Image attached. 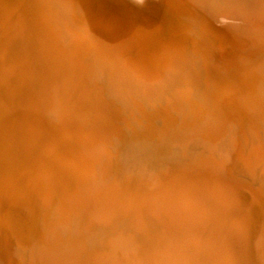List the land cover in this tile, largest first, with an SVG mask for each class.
Here are the masks:
<instances>
[{
  "label": "rangeland",
  "instance_id": "rangeland-1",
  "mask_svg": "<svg viewBox=\"0 0 264 264\" xmlns=\"http://www.w3.org/2000/svg\"><path fill=\"white\" fill-rule=\"evenodd\" d=\"M29 1H32L30 3L33 6L37 4V7L42 4L44 5L46 4L45 6L48 5L46 8L49 9L50 14H51V19L49 20V23L50 22L52 23V27L57 33V40H56L57 43L54 41H52V43L57 44V45H62L60 47H65L67 40H65L66 38H64V35L73 29H75L76 32H78L83 37L81 40L82 42H80L81 51L79 50V54H81L79 56H82V57L81 59L79 57V59H80L81 66H83V64L84 66L82 67L83 72L82 71L80 72V76L83 78L82 82H83L84 87L82 88L83 89L86 88L85 90H89V91H86L87 94H85V96H82L83 98L82 97L79 98L77 96H74V97L70 96V98H68L67 96H65V94L63 95L62 89L60 90V88L62 87L58 85V80H59L58 75L56 74L53 75L54 68L52 64H54L56 60L55 55H54L55 53L51 54L48 50L46 52V49L44 50L41 44L36 43L35 40H30L27 37L12 38L13 40L8 39L7 45L9 46L10 49L15 50V51L17 49L18 50L23 49L24 53H26L27 51H32L34 53L33 54L34 57H30V61H29V63L31 62L32 67L34 66L33 67L34 73L32 75L31 74L27 75L26 78L24 77L25 80H30V81H25L23 79V81L22 82L20 81L21 82L20 83L19 81L13 80V84L11 86V93L13 96L11 106L13 105L12 106L13 108L10 107L7 110L4 109V111L5 110L6 111L1 112L3 119L4 118L5 119L3 120L4 126L1 127L3 129L0 130V154H1L0 173L2 172L0 174V192H2L0 193V197H1L0 198V202H1L0 203V214L3 215V214L10 213L9 214L10 219L8 220V222L1 223L0 225V255H1L0 264H20V263L28 264L30 260V256L32 254L30 253L32 252V249L30 250V248H34V246L37 245V242L39 241V239H41L42 236L40 234L41 226L39 223H37V221H36L37 223L36 228L38 230L36 228L34 230L27 229L26 226L28 225H25L24 223V218L26 214L28 212H34L33 214L36 215L38 213L37 212L38 208L42 207V199H53L52 202H55V199H69L72 205L74 203L72 201L73 199H85V198L87 199V197H84L85 192L80 193L78 191L77 187L80 185L88 193H93L95 190L97 191V189H99L98 190L99 192L104 189L106 190L110 189L112 192L117 194L119 199L122 200V204L121 203L117 204L113 208V210H111L114 213L113 212L111 213L112 215L110 218L108 217L106 219H99V220L97 219L93 221L95 224L93 222L88 224L87 223L88 221H86L85 224L80 226L81 229L79 233H71V231H68L67 234L63 232L62 233L59 232L55 234L50 233L49 235H45L46 240H49L51 244L52 242L56 240V242L58 241L60 245L64 247L63 249L76 250L77 256H76L75 262L80 261L81 263L87 262V263H92V264H127V263L128 264H155L157 262L156 264H169L168 262H170V260L169 258H167L168 256L167 257L165 256L166 253L168 252L167 250L181 248L185 246L186 248L183 247V249L185 248L186 250L189 251L187 260H189V262L194 261L195 264H207V263L208 264H211V263L218 264L219 262L221 263L222 260H224V263L228 261L227 263H230V264L231 262L232 264H240V263L241 264H244V263L253 264L254 263L253 259H255L253 258L255 257L254 255V245L255 244L254 243L257 238L258 231L260 230V228L264 227V221H262L264 220V187H263L264 183L262 182L264 181L263 180L264 177H262L264 176V167H263L264 166L263 164L264 163V143H263L264 142V121H263L264 120V107H263L264 105V68H263L264 67L263 66L264 65V41L258 40L257 38L251 35L244 34L242 32L233 30L229 28L228 26L213 24L205 16L204 12L202 11L200 7L192 5L191 3L188 2V0H145L143 1L144 11L143 10L139 11L135 6L123 0H80V1L79 0L77 1L67 0L68 1L67 4L64 3V2H67L65 0H46V1L45 0H29ZM78 1L81 3H79ZM147 1L149 5L147 4ZM106 4L107 6H105ZM107 7L109 10L107 9ZM84 9L86 10L84 11ZM114 10L117 11V13ZM111 12L113 13V15ZM114 15L115 17H113ZM116 16L119 18H116ZM121 17H123V21L125 20L124 22L122 21ZM128 24L129 26H127ZM133 25H135L136 27ZM131 27H134V29L133 28L131 29ZM126 28L127 29L130 28V30H128L127 32ZM140 31L142 32V34L140 33ZM88 33L89 34L91 33L90 34L91 37L88 36L89 35ZM137 33H139L143 37ZM212 33L213 34L215 33V35H213ZM233 34H235L234 35L235 38L232 36ZM116 37H118V39ZM239 37H241V39ZM144 38L145 40H143ZM246 39H248L249 41L247 40L248 42L247 41L245 42ZM21 42L23 43V46ZM92 43L94 46L92 45ZM27 46L31 50H29ZM87 47L88 48L90 47V49L88 50ZM82 52H83V55H82ZM101 52L103 54H101ZM24 53L22 54L24 55ZM38 53L39 55H36ZM142 54L146 55L144 57H147L148 59L146 58V60H149V63L151 64L150 68L153 69V73H154V78L152 79L151 78L144 79L137 71L133 70V68L129 67L128 65V62H127L128 59L137 60L136 58ZM119 55L120 56L124 55V56L123 57L121 56L122 58H120ZM82 59H84V61H82ZM45 60L46 61L49 60V62L45 63L46 62ZM91 60H92V63H90ZM87 64L91 66L92 68L89 67ZM96 64L97 66H95ZM44 65L46 66L48 65V66L45 67ZM41 68H44V69H41ZM99 68H101V70ZM241 68L244 70V72ZM87 69L88 70L91 69V70L88 71ZM87 72H90V73H87ZM94 76L97 78H95ZM114 76L115 78H113ZM87 77H89L90 79L92 78L91 81ZM185 78L188 82L185 80ZM86 82L90 84L88 85V83ZM131 88H133V90ZM145 89L146 90L148 89L147 90L148 92L145 91ZM143 91L145 92L143 93ZM227 93L229 94L227 95ZM140 94H142V97ZM26 95H28L29 97ZM61 95L62 97L60 98ZM104 96H105V99H103ZM225 96L229 97V98L227 97L228 100ZM27 100L30 104H33V106L28 113L29 115H26V119L28 121L33 120L38 125V128L41 132L39 133V137L43 138V141H44L43 148L46 146L44 148L46 150L43 149L44 151L41 154V156L40 155L32 156L33 154L30 153L29 155L24 156L25 158L24 157L16 158L15 156H13V152L15 148L18 146V144H20V142L18 141V137H17L18 132L14 131L16 135L15 134H14L15 136L13 135V129H14L13 127L19 126V122H22V118H20V116L22 117V115H21L20 110H18V108L20 109V105L23 104ZM53 100L56 102H54ZM192 100H195V102ZM41 102H43V104ZM115 102H117L116 103L117 105L114 104ZM17 105L18 107H16ZM66 105L68 106L70 105V106L68 107ZM109 106L110 107L112 106V107L110 108ZM56 107H57V110H56ZM62 107L64 108V110ZM75 109L78 111V113H76ZM41 110H42V114H41ZM46 112L49 114L51 113V114L49 115ZM11 114H14V115H11ZM82 114H83V117H82ZM11 116H12V119H11ZM57 117L59 119H57ZM45 118H47V120ZM218 119L221 121H225V122H222L219 126V129H217L216 131L211 132V133H208V132L206 133V131L211 127V123L217 121ZM87 124H90L91 126ZM46 125H48V128ZM62 125H65V126L63 127ZM101 125H103V128H100ZM113 126L114 128H112ZM85 127H87L88 129ZM249 127L251 129L253 128L254 130H251ZM100 129H103V131ZM257 131L259 133L262 131L259 134L260 136L258 135ZM9 132H11L12 135ZM49 132H51V134ZM81 134H84L85 136L84 135L81 136ZM99 134L100 135L102 134L100 136L101 138L98 137ZM208 134L209 135L211 134V135L209 136ZM58 135L60 138L58 137ZM91 135L92 137L94 136L95 139H92ZM11 137H12V140H11ZM240 138L242 141L239 140ZM259 138L261 139L260 141H259ZM87 141L89 142L87 143ZM101 141L102 143H104L105 146L101 143ZM97 144L99 145V147ZM79 145L80 146L82 145L81 147L83 148H81ZM58 146L61 148L59 149ZM179 147H182V149ZM257 147L259 149H257ZM9 149L11 151H9ZM48 153H50L51 155L50 154L48 155ZM81 153L83 156L81 155ZM59 157L62 159H60ZM71 158L72 159L74 158V160L76 161L74 162V160H71ZM163 158L166 160H164ZM37 159L39 160V162ZM33 161L36 166L34 165ZM33 165L35 166V168L33 167ZM60 165H63L64 167ZM108 165L110 167H108ZM37 166H39V168H41L42 171ZM93 166H96V167H93ZM248 166L250 167L248 168ZM256 166L259 167L260 169L257 168ZM260 166L263 167V169ZM58 167L64 168V169L68 168L67 173L62 174L61 172V175H60V179L62 182L60 187L65 192H63L62 194H57V193L54 194L52 192L48 193L45 191V189H43L44 187L42 188L41 184L45 185L46 183L45 181H48V176L50 174V171L54 170L52 174L55 177L56 175L58 176V174L60 173L58 171ZM103 167H106V168L104 169ZM47 168H49L50 170L47 171ZM253 168H255L256 172H253L254 171ZM243 169L246 170L245 171L246 174L244 173V171L242 172ZM257 169H259L258 171L260 173L263 171L262 172L263 174L262 173L260 174L259 172H257ZM11 170H12V173H11ZM55 170H56V173L58 174H54ZM68 170L71 172H68ZM92 171L94 172L92 173ZM232 171L233 173L231 174ZM237 171H240L239 172L240 174ZM20 172H24V173L27 172V173L24 174ZM236 172L238 173L237 175H236ZM252 172L254 173V176L252 175L253 174ZM187 174H190V175H187ZM31 176L34 178L33 180ZM235 177L238 180H236ZM240 178H241V181L239 180ZM93 179H94V182H93ZM260 180L261 182H259ZM142 181L144 182L142 183ZM257 182L258 184H256ZM109 183L112 184L113 186L110 185ZM114 183L116 184L114 185ZM174 183L181 184V185L188 184L191 186L192 185L193 186L205 185L209 183L215 186L223 187L229 191L234 192L236 194L235 201H233L234 199H232L233 202L231 201L232 203L230 202L229 206L226 205L224 208L225 210L226 209L228 210V208L230 207V208H233L232 210H234L238 207L237 209H239V211L241 212L245 210L244 213L247 217L245 215L243 216L244 214L243 212H242V217H243V220L244 219L246 220L247 226L249 225L247 229L248 232L246 235L247 240L246 239L244 240L242 237L238 238L240 236L237 237V235L234 234V232H231V229L232 231H235L233 229L234 226L231 223L228 224L227 217H226L227 215H230L231 213L229 214L227 212H222V211L220 212L218 209L219 207H216V203H213L211 201L206 200L207 201L206 203H202V202L194 203L197 206L195 205L196 208L195 207L194 208L196 210L195 209L193 210L197 212L199 211L200 214H198L199 212L197 213L193 210H188L194 216L189 219L191 222L189 221L185 226L179 227V229H178V225L180 224L177 225V223H174L173 220L169 218L168 215L157 214L156 212H154L155 210L151 207V204L153 202L151 203L149 201V199H153V198H150L149 193H152L151 191L156 186H161L165 188L167 187V190H168L169 189L168 187H173L175 185ZM66 184H68V186ZM28 185H31V187ZM63 186H65L66 188H63ZM93 186H96V187H93ZM134 187L135 188L137 187V188L135 189ZM36 188H38V190ZM126 189H128L129 191ZM241 189H243L244 192ZM27 191L31 192V194L28 193ZM69 191H71V193L75 191V193L69 194ZM41 192L43 193L46 192V193L44 195ZM27 193L30 196H32V197H29L31 199L27 198L29 196ZM162 193L164 194V195L162 194L163 198L166 199L167 196L165 194L167 193V191H163ZM36 197L38 198V201ZM132 197H133V200H132ZM193 201L194 199H192V201L191 199H185L184 202H185V205H188L189 203L193 204ZM17 203H20V205ZM126 203L128 204L126 205ZM204 204H206V206ZM241 204H242V207H241ZM53 205L54 203H51V205L48 206L47 208H49V210L52 211L53 208L51 206ZM181 205H184V204L182 203ZM185 205L184 207H186ZM258 205L260 206L258 207ZM20 206L22 207V209L20 208ZM38 206H41V207H38ZM247 206L248 207L250 206L249 209H247L248 208ZM69 207L71 208L73 212H75L76 210H79L77 205H73ZM85 208L86 207H84V209ZM215 208L217 209L215 210ZM126 209L128 212L126 211ZM86 210L88 212L91 211L90 208H86ZM122 210H124V213ZM22 211H24V213ZM250 211L251 212L253 211L252 212L253 214H251ZM247 212H249L250 214ZM213 214L216 215V218L214 219L209 218L210 215H213ZM21 215L23 216V218L21 217ZM120 215L122 218L120 217ZM194 217H197V218H194ZM253 217L256 219H253ZM120 218L122 220H120ZM231 218L229 217V219ZM258 219L260 222L258 221ZM205 220L207 222H205ZM70 221L72 222V220ZM70 221L67 220L68 222L66 223L67 226L71 225ZM168 221L171 223H168ZM137 222H140V223H137ZM128 224H130V227L128 226ZM203 225H204V228H203ZM169 226H171V228ZM226 226H228V228H225ZM173 228L175 231H172V232L169 231V230H173ZM7 229L10 234L7 233ZM176 230L179 231V233ZM20 231L23 233H21ZM227 231L231 233L227 234ZM251 231H252V234H251ZM33 232H36V233H33ZM123 233L124 234L127 233V234L124 235ZM186 234L190 235V237L187 236ZM34 235L40 236V238H38L37 236L35 237ZM220 237L222 238V241ZM10 238H12L13 241ZM33 239L35 242L33 241ZM175 241L177 244L175 243ZM218 241L220 244L218 243ZM226 243H229L230 247L233 249L232 251L233 253L230 251V254L232 253L230 257L229 255L226 254V252H224L225 250L227 251V249H225L227 248ZM10 245L11 247L12 246L13 247L11 248ZM113 245L116 248L113 247ZM24 246L25 248H23ZM204 247H205V250H203ZM10 248L11 250H9ZM140 248L143 250H141ZM22 249H24L25 255ZM143 251L145 252L143 253ZM248 251L250 252L249 255H248ZM105 252L107 253V255ZM131 252H133L134 254ZM135 253L137 255H135ZM151 254H153V256ZM224 254L226 255L224 256ZM16 256H18L17 257L18 259L16 258ZM131 256H133V259ZM220 256H221V259H219ZM15 258L17 259V261ZM137 259L139 260L137 261ZM165 259H167V261H165Z\"/></svg>",
  "mask_w": 264,
  "mask_h": 264
},
{
  "label": "bare ground",
  "instance_id": "bare-ground-1",
  "mask_svg": "<svg viewBox=\"0 0 264 264\" xmlns=\"http://www.w3.org/2000/svg\"><path fill=\"white\" fill-rule=\"evenodd\" d=\"M46 1V0H45ZM65 1H67V0H65ZM72 1V0H71ZM77 1V0H76ZM80 1V0H79ZM78 1V2H79ZM123 1H126V2H128V3H130L131 5H133V6H135L139 11L140 10H143L144 11V7H143V1H145V0H123ZM30 2H32V1H29V0H0V130L1 129H3V128H1V127H3L4 126V124H3V120L5 119H3V116H2V114H1V112L2 111H4V109H9L10 107H12L11 106V102H12V93H11V86H12V84H13V80L14 81H23V79L25 80V78H26V76L27 75H29V74H33L34 73V71H33V67H32V64H31V62L29 63V61H30V57H34V53L32 52V51H27L26 53H24V51H23V49L21 50H12V49H10L9 48V46L7 45V41H8V39H12V38H24V37H27L28 39H30V40H35L36 41V43H39V44H41L42 46H43V48H44V50L46 49V52H47V50L51 53V54H54L55 55V58H56V60H55V62H54V64H52L53 65V68H54V74L53 75H58V78H59V80H58V85H60L62 88H60V90L62 89V94L64 95L65 94V96H67L68 98H70V96H77V97H82V96H85V94H87L86 93V91H89V90H85V89H83L82 87H84L83 86V82H82V77L80 76V72L82 71V67L84 66V64H83V66H81V64H80V59H81V57L82 56H79V55H81V54H79V50L81 49V46H80V42H82L81 40H82V36L78 33V32H76V30L75 29H73V30H70L68 33H66L65 35H64V38H66L65 40H67V43H66V45H65V47H60V46H62V45H57V44H54V43H52V41H54V42H56L57 43V33H56V31L54 30V28L52 27V23L50 22L49 23V20L51 19V14H50V11H49V9L48 8H46L47 6H45L44 4H42V5H39L38 7H37V4L36 5H32ZM41 2V1H40ZM49 2V1H48ZM54 2V1H53ZM103 2V1H102ZM188 2L189 3H191L192 5H195V6H198V7H200L201 9H202V11L204 12V14H205V16L209 19V21L210 22H212L213 24H216V25H225V26H228L229 28H231V29H233V30H236V31H239V32H242V33H244V34H248V35H251V36H253V37H255V38H257L258 40H262V41H264V0H188ZM46 3V2H45ZM64 3H68V1L67 2H64ZM79 3H81V2H79ZM91 3V2H90ZM49 4V3H48ZM53 4H55V3H53ZM62 4V3H61ZM93 4V3H92ZM147 4L149 5V3H148V1H147ZM32 5V6H31ZM65 5V4H64ZM89 5V4H88ZM147 5V6H148ZM77 6V5H76ZM105 6H107V4L105 5ZM110 6V5H109ZM118 6V5H117ZM120 6V5H119ZM51 7V6H50ZM65 7V6H64ZM67 7V6H66ZM82 7V6H81ZM146 7V6H145ZM52 8V7H51ZM57 8V7H56ZM182 8V7H181ZM55 9V8H54ZM68 9V8H67ZM107 9H108V7H107ZM114 9V8H113ZM126 9V8H125ZM124 9V10H125ZM59 10V9H58ZM86 9H84V11H85ZM100 10V9H99ZM109 10V9H108ZM115 10H117V9H115ZM114 10V11H115ZM127 10V9H126ZM183 10V9H182ZM48 11H49V13H48ZM53 11V10H52ZM51 11V12H52ZM57 11V10H56ZM61 11H62V9H61ZM88 11V10H87ZM111 11V10H110ZM129 11V10H128ZM31 12H33V13H31ZM55 12V11H54ZM64 12V11H63ZM106 12V11H105ZM116 13H117V11H115ZM127 12V11H126ZM136 12V11H135ZM112 13V12H111ZM64 14V13H63ZM76 14V13H75ZM136 14V13H135ZM138 14V13H137ZM54 15V14H53ZM65 15H66V13H65ZM79 15V14H78ZM107 15V14H106ZM112 15H113V13H112ZM90 16V15H89ZM108 16V15H107ZM121 16V15H120ZM76 17V16H75ZM85 17V16H84ZM91 17V16H90ZM101 17V16H100ZM113 17H115V15L113 16ZM78 18H80V17H78ZM83 18V17H82ZM103 18V17H102ZM101 18V19H102ZM116 18H119V17H117L116 16ZM122 18V21H123V17H121ZM128 18V17H127ZM75 19V18H74ZM85 19V18H84ZM110 19V18H109ZM114 19V18H113ZM132 19V18H131ZM95 20V19H94ZM135 20V19H134ZM70 21H72V20H70ZM103 21V20H102ZM118 21V20H117ZM125 21V20H124ZM123 21V22H124ZM136 21V20H135ZM75 22V21H74ZM73 22V23H74ZM85 22V21H84ZM112 22H113V20H112ZM115 22V21H114ZM119 22V21H118ZM121 22V21H120ZM72 23V24H73ZM87 23V22H86ZM122 23V22H121ZM85 24V23H84ZM89 24V23H88ZM104 24V23H103ZM111 24V23H110ZM91 25V24H90ZM89 25V26H90ZM121 25V24H120ZM119 25V26H120ZM142 25V24H141ZM76 26H77V24H76ZM92 26V25H91ZM90 26V27H91ZM97 26V25H96ZM115 26V25H114ZM127 26H129V24L127 25ZM133 26H135V25H133ZM145 26V25H144ZM136 27V26H135ZM99 28V27H98ZM102 28H103V26H102ZM101 28V29H102ZM121 28V27H120ZM134 29V27H131V29ZM207 28V27H206ZM78 29V28H77ZM96 29V28H95ZM94 29V30H95ZM100 29V28H99ZM137 29V28H136ZM103 30V29H102ZM128 30H130V28H126V31L128 32ZM139 30V29H138ZM210 30V29H209ZM213 30V29H212ZM60 31V30H59ZM67 31V30H66ZM79 31V30H78ZM92 31V30H91ZM90 31V32H91ZM132 31V30H131ZM134 31V30H133ZM80 32V31H79ZM82 32H83V30H82ZM135 32V31H134ZM212 32V31H211ZM225 32V31H224ZM136 33V32H135ZM140 33L142 34V32L140 31ZM227 33V32H226ZM229 33V32H228ZM89 34V33H88ZM91 34V33H90ZM90 34L88 35V36H90ZM125 34H126V32H125ZM137 34H139V33H137ZM213 34V33H212ZM222 34V33H221ZM85 35V34H84ZM140 35V34H139ZM213 35H215V33L213 34ZM226 35V34H225ZM234 35L235 34H233L232 36L234 37ZM239 35V34H238ZM140 36H142V35H140ZM224 36V35H223ZM59 37V36H58ZM91 37V36H90ZM98 37V36H97ZM96 37V38H97ZM143 37V36H142ZM217 37V36H216ZM117 39H118V37H116ZM235 38V37H234ZM233 38V39H234ZM238 38V37H237ZM240 39H241V37H239ZM232 39V38H231ZM13 40V39H12ZM94 40V39H93ZM143 40H145V38L143 39ZM147 40V39H146ZM235 40V39H234ZM248 39H246L245 40V42L247 41ZM49 41V42H48ZM115 41V40H114ZM127 41V40H126ZM244 41V40H243ZM249 41V40H248ZM247 41V42H248ZM17 42V41H16ZM86 42V41H85ZM93 42V41H92ZM123 42V41H122ZM232 42V41H231ZM239 42V41H238ZM244 42V43H245ZM250 42H252V41H250ZM22 43V42H21ZM25 43V42H24ZM107 43H109V42H107ZM112 43V42H111ZM110 43V44H111ZM125 43V42H124ZM235 43V42H234ZM32 44V43H31ZM38 44V45H39ZM59 44V43H58ZM109 44V45H110ZM113 44V43H112ZM111 44V45H112ZM126 44V43H125ZM240 44V43H239ZM19 45V44H18ZM28 45H29V43H28ZM33 45V44H32ZM92 45H93V43H92ZM108 45V44H107ZM115 45V44H114ZM227 45V44H226ZM22 46H23V43H22ZM88 46V45H87ZM94 46V45H93ZM97 46V45H96ZM121 46H123V45H121ZM125 46H127V45H125ZM25 47V46H24ZM23 47V48H24ZM28 47V46H27ZM83 47V46H82ZM84 47H86V46H84ZM101 47V46H100ZM20 48V47H19ZM88 48V47H87ZM260 48H262V47H260ZM28 49H29V47H28ZM90 49V47L88 48V50ZM92 49V48H91ZM126 49V48H125ZM141 49V48H140ZM29 50H31V49H29ZM39 50V49H38ZM41 50V49H40ZM86 50V49H85ZM258 50V49H257ZM263 50V49H262ZM81 51V50H80ZM103 51V50H102ZM94 52H95V50H94ZM106 52V51H105ZM244 52V51H243ZM22 53H24V55L22 54ZM43 53H45V52H43ZM47 54V53H46ZM95 54V53H94ZM98 54V53H97ZM101 54H103L102 52H101ZM100 54V55H101ZM123 54V53H122ZM125 54V53H124ZM36 55H39V53L38 54H36ZM49 55V54H48ZM82 55H83V52H82ZM47 56V55H46ZM89 56V55H88ZM120 56V55H119ZM122 56V55H121ZM120 56V58H122ZM144 56H146V55H140V56H138L136 59L137 60H132V59H128L127 60V62H128V65H129V67H131V68H133V70H135V71H137L144 79H149V78H154V73H153V69H151L150 68V63H149V60H146V58L147 57H144ZM79 57H80V59H79ZM93 57V56H92ZM248 57V56H247ZM252 57V56H251ZM47 58V57H46ZM90 58V57H89ZM94 58V57H93ZM39 59H41V58H39ZM48 59V58H47ZM148 59V58H147ZM98 60V59H97ZM46 61V60H45ZM82 61H84V59H82ZM81 61V62H82ZM86 61V60H85ZM95 61V60H94ZM113 61H114V59H113ZM119 61V60H118ZM122 61V60H121ZM242 61V60H241ZM47 62H49V60L48 61H46L45 63H47ZM100 62V61H99ZM90 63H92V60H91V62ZM240 63V62H239ZM154 64V63H153ZM49 65V64H48ZM47 65V66H48ZM51 65V64H50ZM86 65V64H85ZM88 65V64H87ZM99 65V64H98ZM102 65V64H101ZM253 65V64H252ZM37 66H38V64H37ZM41 66V65H40ZM45 67H47L46 65H44ZM89 66V65H88ZM87 66V67H88ZM94 66V65H93ZM95 66H97V64L95 65ZM122 66H124V65H122ZM244 66V65H243ZM264 66V65H263ZM89 67H91V66H89ZM163 67V66H162ZM246 67V66H245ZM244 67V68H245ZM92 68V67H91ZM96 68V67H95ZM264 68V67H263ZM41 69H44V68H41ZM94 69V68H93ZM92 69V70H93ZM100 70H101V68H99ZM98 69V70H99ZM188 69V68H187ZM242 69V68H241ZM248 69V68H247ZM52 70V69H51ZM85 70V69H84ZM88 70V69H87ZM89 70H91V69H89ZM88 70V71H89ZM203 70V69H202ZM206 70V69H205ZM243 70V69H242ZM43 71V70H42ZM48 71V70H47ZM235 71V70H234ZM56 72V73H55ZM83 72V71H82ZM101 72V71H100ZM99 72V73H100ZM243 72H244V70H243ZM39 73V72H38ZM86 73V72H85ZM84 73V74H85ZM87 73H90V72H87ZM92 73V72H91ZM94 73H95V71H94ZM93 73V74H94ZM193 73V72H192ZM246 73V72H245ZM44 74V73H43ZM92 74V75H93ZM101 74V73H100ZM235 74V73H234ZM40 75V74H39ZM48 75V74H47ZM88 75H90V74H88ZM98 75V74H97ZM138 75V74H137ZM198 75V74H197ZM203 75V74H202ZM43 76H45V75H43ZM42 76V77H43ZM169 76V75H168ZM206 76V75H205ZM25 77V78H24ZM31 77V76H30ZM37 77V76H36ZM48 77V76H47ZM46 77V78H47ZM57 77V76H56ZM95 77V76H94ZM33 78V77H32ZM55 78V77H54ZM87 78H89V77H87ZM95 78H97V77H95ZM94 78V79H95ZM113 78H115V76L113 77ZM125 78V77H124ZM179 78H180V76H179ZM182 78H184V77H182ZM191 78V77H190ZM195 78V77H194ZM207 78V77H206ZM48 79V78H47ZM92 79V78H91ZM91 79L89 78V80L91 81ZM176 79V78H175ZM41 80H43V79H41ZM85 80V79H84ZM159 80H160V78H159ZM177 80V79H176ZM185 80H186V78H185ZM203 80H205V79H203ZM222 80V79H221ZM25 81H30V80H25ZM45 81V80H44ZM86 81V80H85ZM104 81V80H103ZM112 81H114V80H112ZM187 81V80H186ZM191 81H193V80H191ZM190 81V82H191ZM245 81V80H244ZM20 82V83H21ZM41 82V81H40ZM51 82V81H50ZM54 82V81H53ZM144 82V81H143ZM159 82V81H158ZM164 82V81H163ZM188 82V81H187ZM206 82V81H205ZM226 82V81H225ZM32 83V82H31ZM46 83V82H45ZM55 83V82H54ZM86 83H88V82H86ZM105 83V82H104ZM114 83V82H113ZM122 83V82H121ZM120 83V84H121ZM142 83V82H141ZM90 83H88V85H89ZM106 84V83H105ZM108 84V83H107ZM157 84V83H156ZM176 84V83H175ZM189 84V83H188ZM198 84V83H197ZM18 85V84H17ZM92 85V84H91ZM178 85V84H177ZM190 85V84H189ZM194 85V84H193ZM224 85V84H223ZM22 86V85H21ZM37 86V85H36ZM46 86V85H45ZM87 86V85H86ZM149 86V85H148ZM248 86V85H247ZM20 87V86H19ZM23 87V86H22ZM123 87H124V85H123ZM21 88V87H20ZM19 88V89H20ZM46 88V87H45ZM146 88V87H145ZM121 89V88H120ZM119 89V90H120ZM132 90H133V88H131ZM185 89V88H184ZM213 89V88H212ZM16 90V89H15ZM47 90V89H46ZM131 90V91H132ZM148 90V89H147ZM146 89H145V91H147ZM59 91V90H58ZM145 91H143V93L145 92ZM18 92V91H17ZM46 92H48V91H46ZM148 92V91H147ZM227 92V91H226ZM225 92V93H226ZM34 93V92H33ZM32 93V94H33ZM122 93H124V92H122ZM166 93V92H165ZM224 93V92H223ZM21 94V93H20ZM41 94H43V93H41ZM48 94V93H47ZM89 94V93H88ZM105 94V93H104ZM148 94V93H147ZM146 94V95H147ZM229 93H227V95H228ZM92 95V94H91ZM119 95V94H118ZM141 95V97H142V94H140ZM231 95V94H230ZM26 96H28V95H26ZM25 96V97H26ZM35 96V95H34ZM150 96H152V95H150ZM189 96V95H188ZM29 97V96H28ZM62 97V95L60 96V98ZM88 97V96H87ZM119 97V96H118ZM127 97V96H126ZM140 97V98H141ZM145 97V96H144ZM226 97V96H225ZM228 97V96H227ZM226 97V98H227ZM22 98V97H21ZM27 98V97H26ZM36 98H37V96H36ZM42 98V97H41ZM83 98V97H82ZM93 98H94V96H93ZM152 98V97H151ZM163 98V97H162ZM169 98V97H168ZM189 98V97H188ZM229 98V97H228ZM228 98H227V100H228ZM234 98V97H233ZM19 99V98H18ZM24 99V98H23ZM43 99V98H42ZM53 99H55V98H53ZM103 99H105V96H104V98ZM119 99V98H118ZM238 99V98H237ZM20 100H22V99H20ZM26 100V99H25ZM33 100V99H32ZM51 100V99H50ZM49 100V101H50ZM100 100H101V98H100ZM112 100V99H111ZM152 100V99H151ZM199 100V99H198ZM230 100H231V98H230ZM234 100H236V99H234ZM243 100V99H242ZM249 100V99H248ZM37 101V100H36ZM52 101V100H51ZM50 101V102H51ZM54 101V100H53ZM60 101H61V99H60ZM66 101V100H65ZM105 101V100H104ZM116 101V100H115ZM192 101H194L195 102V100H192ZM247 101V100H246ZM38 102V101H37ZM54 102H56V101H54ZM118 102V101H117ZM117 102H115L114 104H116ZM120 102V101H119ZM17 103V102H16ZM36 103V102H35ZM42 104H43V102H41ZM40 103V104H41ZM69 103V102H68ZM74 103H76V102H74ZM191 103V102H190ZM236 103H238V102H236ZM244 103V102H243ZM39 104V105H40ZM71 104V103H70ZM44 105H45V103H44ZM65 105V104H64ZM117 105V104H116ZM125 105V104H124ZM191 105V104H190ZM200 105V104H199ZM32 106H33V104H30L29 102H28V100L27 101H25L23 104H21L20 105V109L18 108V110H20V112H21V115H22V117L20 116V118H22V122H19V126H14L12 129H13V135L15 134L14 133V131L15 132H18V135H17V137H18V141L20 142V144H18V146L15 148V150H14V152H13V156H15L16 158H23L24 156H27V155H29L30 153H32L33 155L32 156H35V155H40L41 156V154L43 153V151L44 150H46V149H44L43 148V146H44V141H43V138H41V137H39V133H41L40 132V130H39V128H38V125L33 121V120H27L26 119V115H29L28 113H29V111H30V109L32 108ZM36 106V105H35ZM50 106V105H49ZM66 106H68V105H66ZM70 106V105H69ZM68 106V107H69ZM72 106H74V105H72ZM71 106V107H72ZM82 106V105H81ZM112 106H114V105H112ZM111 106V107H112ZM16 107H18V105L16 106ZM42 107H43V105H42ZM52 107H54V106H52ZM76 107V106H75ZM110 107V106H109ZM110 107V108H111ZM120 107V106H119ZM122 107V106H121ZM260 107V106H259ZM263 107H264V105H263ZM13 108V107H12ZM47 108V107H46ZM63 108V107H62ZM79 108V107H78ZM84 108V107H83ZM82 108V109H83ZM109 108V109H110ZM34 109H35V107H34ZM61 109V108H60ZM72 109V108H71ZM70 109V110H71ZM86 109V108H85ZM108 109V110H109ZM120 109V108H119ZM201 109V108H200ZM5 110V111H6ZM16 110V109H15ZM17 110V111H18ZM55 110V109H54ZM56 110H57V107H56ZM63 110H64V108H63ZM76 110V109H75ZM84 110V109H83ZM222 110H224V109H222ZM258 110V109H257ZM4 111V112H5ZM9 111V110H8ZM67 111V110H66ZM72 111V110H71ZM216 111V110H215ZM263 111V110H262ZM11 112V111H10ZM39 112V111H38ZM49 112H50V110H49ZM69 112V111H68ZM85 112V111H84ZM111 112H113V111H111ZM110 112V113H111ZM210 112V111H209ZM253 112V111H252ZM258 112V111H257ZM256 112V113H257ZM47 113V112H46ZM71 113V112H70ZM76 113H78V111L76 110ZM83 113V112H82ZM87 113V112H86ZM226 113V112H225ZM240 113V112H239ZM246 113H248V112H246ZM41 114H42V110H41ZM47 114H49V113H47ZM46 114V115H47ZM51 114V113H50ZM49 114V115H50ZM91 114V113H90ZM109 114V113H108ZM201 114V113H200ZM216 114V113H215ZM222 114V113H221ZM242 114V113H241ZM7 115H8V113H7ZM11 115H14V114H11ZM35 115V114H34ZM67 115V114H66ZM65 115V116H66ZM78 115H80V114H78ZM92 115V114H91ZM97 115V114H96ZM252 115V114H251ZM253 115H254V113H253ZM5 116V115H4ZM16 116V115H15ZM59 116V115H58ZM64 116V117H65ZM102 116V115H101ZM247 116H249V115H247ZM6 117V116H5ZM46 117V116H45ZM60 117V116H59ZM63 117V116H62ZM61 117V118H62ZM82 117H83V114H82ZM10 118V117H9ZM15 118V117H14ZM70 118V117H69ZM80 118V117H79ZM79 118H77V119H79ZM112 118V117H111ZM197 118V117H196ZM259 118V117H258ZM8 119V118H7ZM6 119V120H7ZM11 119H12V116H11ZM10 119V120H11ZM46 120H47V118H45ZM50 119V118H49ZM57 119H59L58 117H57ZM87 119H89V118H87ZM193 119V118H192ZM257 119V118H256ZM5 120V121H6ZM9 120V119H8ZM19 120V119H18ZM66 120H67V118H66ZM84 120V119H83ZM105 120V119H104ZM107 120V119H106ZM110 120V119H109ZM114 120V119H113ZM242 120V119H241ZM259 120V119H258ZM12 121V120H11ZM42 121V120H41ZM99 121V120H98ZM103 121V120H102ZM214 121V120H213ZM253 121V120H252ZM264 121V120H263ZM43 122V121H42ZM41 122V123H42ZM46 122V121H45ZM76 122V121H75ZM83 122V121H82ZM111 122V121H110ZM222 122H225V121H221V120H217V121H215V122H212L211 123V127L206 131V133L208 132V133H211V132H214V131H216L217 129H219V126H220V124L222 123ZM239 122V121H238ZM5 123V122H4ZM47 123H49V122H47ZM53 123V122H52ZM55 123V122H54ZM64 123V122H63ZM81 123V122H80ZM93 123V122H92ZM91 123V124H92ZM206 123V122H205ZM16 124V123H15ZM43 124V123H42ZM45 124V123H44ZM58 124H59V122H58ZM66 124V123H65ZM101 124V123H100ZM191 124V123H190ZM245 124V123H244ZM249 124V123H248ZM257 124V123H256ZM255 124V125H256ZM8 125V124H7ZM17 125V124H16ZM50 125V124H49ZM55 125V124H54ZM67 125H69V124H67ZM87 125H90V124H87ZM207 125V124H206ZM246 125V124H245ZM253 125V124H252ZM9 126H11V125H9ZM47 126V128H48V125H46ZM56 126V125H55ZM63 127L65 126V125H62ZM91 126V125H90ZM98 126V125H97ZM172 126V125H171ZM180 126V125H179ZM254 126V125H253ZM77 127H79V126H77ZM100 127V126H99ZM106 127V126H105ZM104 127V128H105ZM245 127V126H244ZM8 128V127H7ZM45 128V127H44ZM71 128V127H70ZM83 128H84V126H83ZM85 128H87V127H85ZM92 128V127H91ZM100 128H103V125H101V127ZM107 128V127H106ZM112 128H114V126L112 127ZM250 128V127H249ZM259 128V127H258ZM5 129H6V127H5ZM74 129V128H73ZM76 129V128H75ZM88 129V128H87ZM108 129V128H107ZM237 129V128H236ZM251 129V128H250ZM46 130V129H45ZM44 130V131H45ZM64 130V129H63ZM66 130V129H65ZM77 130V129H76ZM80 130V129H79ZM82 130H84V129H82ZM100 130H102L103 131V129H100ZM198 130V129H197ZM227 130H228V128H227ZM246 130V129H245ZM251 130H254L253 128L251 129ZM260 130V129H259ZM258 130V131H259ZM58 131V130H57ZM60 131V130H59ZM72 131V130H71ZM87 131V130H86ZM92 131V130H91ZM94 131V130H93ZM108 131V130H107ZM257 131V132H258ZM53 132V131H52ZM83 132V131H82ZM98 132V131H97ZM105 132V131H104ZM112 132H113V130H112ZM241 132V131H240ZM239 132V133H240ZM247 132V131H246ZM262 132V131H261ZM260 132V133H261ZM9 133H11V132H9ZM47 133V132H46ZM50 134H51V132H49ZM64 133V132H63ZM76 133H77V131H76ZM85 133V132H84ZM92 133H94V132H92ZM96 133V132H95ZM205 133V134H206ZM254 133V132H253ZM259 132H258V135L260 134ZM4 134V133H3ZM54 134V133H53ZM65 134V133H64ZM243 134V133H242ZM242 134H240V135H242ZM5 135V134H4ZM11 135H12V133H11ZM16 135V134H15ZM14 135V136H15ZM48 135V134H47ZM68 135H70V134H68ZM72 135V134H71ZM82 135H84V134H81V136ZM87 135V134H86ZM102 135V134H101ZM100 134L98 135V137H100L101 136ZM109 135V134H108ZM209 135V134H208ZM211 135V134H210ZM209 135V136H210ZM253 135V134H252ZM255 135H257V134H255ZM56 136H57V134H56ZM80 136V137H81ZM85 136V135H84ZM94 136H95V134H94ZM93 136V137H94ZM185 136V135H184ZM247 136V135H246ZM254 136V135H253ZM260 136V135H259ZM7 137V136H6ZM55 137V136H54ZM58 137H59V135H58ZM89 137V136H88ZM87 137V138H88ZM92 137V135H91V138L92 139H95V137L93 138ZM199 137V136H198ZM237 137V136H236ZM240 137V136H239ZM242 137V136H241ZM257 137V136H256ZM60 138V137H59ZM78 138V137H77ZM76 138V139H77ZM101 138V137H100ZM248 138V137H247ZM64 139H66V138H64ZM72 139V138H71ZM91 139V140H92ZM235 139V138H234ZM237 139V138H236ZM11 140H12V137H11ZM15 140H17V139H15ZM52 140V139H51ZM80 140V139H79ZM83 140H85V139H83ZM90 140V141H91ZM146 140V139H145ZM216 140V139H215ZM215 140H213V141H215ZM239 140H241V138L239 139ZM255 140V139H254ZM261 139L259 138V141H260ZM263 140V139H262ZM49 141V140H48ZM74 141V140H73ZM78 141V140H77ZM81 141V140H80ZM79 141V142H80ZM99 141V140H98ZM97 141V142H98ZM235 141V140H234ZM242 141V140H241ZM12 142V141H11ZM51 142V141H50ZM65 142V141H64ZM67 142V141H66ZM86 142V141H85ZM89 141H87V143H88ZM92 142V141H91ZM193 142V141H192ZM221 142V141H220ZM256 142H258V141H256ZM59 143V142H58ZM57 143V144H58ZM69 143V142H68ZM74 143V142H73ZM81 143V142H80ZM84 143V142H83ZM101 143H102V141H101ZM197 143H199V142H197ZM196 143V144H197ZM225 143V142H224ZM233 143V142H232ZM235 143V142H234ZM264 143V142H263ZM4 144V143H3ZM12 144V143H11ZM16 144V143H15ZM51 144V143H50ZM53 144V143H52ZM93 144V143H92ZM95 144V143H94ZM103 145H104V143H102ZM209 144V143H208ZM231 144V143H230ZM257 144V143H256ZM54 145V144H53ZM64 145V144H63ZM69 145V144H68ZM98 145V144H97ZM215 145V144H214ZM219 145V144H218ZM229 145V144H228ZM232 145V144H231ZM48 146V145H47ZM60 146V145H59ZM58 146V147H59ZM65 146V145H64ZM71 146V145H70ZM76 146V145H75ZM80 146V145H79ZM82 146V145H81ZM80 146V147H81ZM105 146V145H104ZM103 146V147H104ZM177 146V145H176ZM179 146V145H178ZM212 146V145H211ZM230 146V145H229ZM6 147V146H5ZM98 147H99V145H98ZM97 147V148H98ZM102 147V146H101ZM107 147V146H106ZM149 147V146H148ZM202 147V146H201ZM61 147H59V149H60ZM75 148V147H74ZM81 148H83V147H81ZM179 148H181L182 149V147H179ZM6 149V148H5ZM12 149V148H11ZM44 149V150H43ZM49 149V148H48ZM76 149V148H75ZM103 149V148H102ZM214 149V148H213ZM246 149V148H245ZM257 149H259L258 147H257ZM82 150H84V149H82ZM160 150V149H159ZM215 150V149H214ZM229 150V149H228ZM227 150V151H228ZM9 151H11L10 149H9ZM76 151V150H75ZM97 151V150H96ZM245 151V150H244ZM250 151V150H249ZM50 152V151H49ZM70 152V151H69ZM83 152V151H82ZM86 152V151H85ZM205 152V151H204ZM56 153V152H55ZM78 153V152H77ZM90 153V152H89ZM108 153V152H107ZM206 153V152H205ZM26 154V155H25ZM50 153H48V155H49ZM61 154V153H60ZM132 154V153H131ZM203 154V153H202ZM255 154V153H254ZM260 154H261V152H260ZM263 154V153H262ZM45 155V154H44ZM51 155V154H50ZM57 155V154H56ZM81 155H82V153H81ZM86 155V154H85ZM104 155V154H103ZM126 155H127V153H126ZM188 155V154H187ZM201 155V154H200ZM199 155V156H200ZM209 155V154H208ZM234 155H235V153H234ZM0 156H1V154H0ZM3 156V155H2ZM13 156H12V158H13ZM43 156V155H42ZM83 156V155H82ZM145 156V155H144ZM160 156V155H159ZM172 156V155H171ZM190 156V155H189ZM204 156V155H203ZM210 156V155H209ZM31 157V156H30ZM44 157V156H43ZM42 157V158H43ZM51 157V156H50ZM55 157V156H54ZM61 157V156H60ZM59 157V158H60ZM65 157V156H64ZM101 157V156H100ZM163 157V156H162ZM197 157V156H196ZM2 158V157H1ZM7 158V157H6ZM11 158V159H12ZM25 158V157H24ZM36 158H37V156H36ZM57 158V157H56ZM94 158V157H93ZM102 158H103V156H102ZM112 158V157H111ZM150 158V157H149ZM174 158V157H173ZM192 158V157H191ZM202 158V157H201ZM238 158V157H237ZM10 159V158H9ZM60 159H62V158H60ZM164 159V158H163ZM36 160V159H35ZM38 160V159H37ZM39 160H40V158H39ZM39 160H38V162H39ZM71 160H74V158L72 159L71 158ZM70 160V161H71ZM82 160V159H81ZM95 160V159H94ZM100 160V159H99ZM133 160V159H132ZM164 160H166V159H164ZM176 160V159H175ZM187 160V159H186ZM54 161V160H53ZM66 161V160H65ZM76 160H74V162H75ZM85 161V160H84ZM248 161V160H247ZM18 162V161H17ZM37 162V163H38ZM44 162V161H43ZM47 162V161H46ZM57 162V161H56ZM97 162V161H96ZM99 162V161H98ZM172 162H173V160H172ZM182 162V161H181ZM209 162V161H208ZM249 162V161H248ZM258 162V161H257ZM256 162V163H257ZM261 162V161H260ZM33 163H34V161H33ZM73 163V162H72ZM90 163V162H89ZM175 163V162H174ZM27 164V163H26ZM47 164V163H46ZM53 164V163H52ZM61 164V163H60ZM74 164V163H73ZM76 164V163H75ZM96 164V163H95ZM146 164V163H145ZM216 164V163H215ZM264 164V163H263ZM30 165V164H29ZM34 165H35V163H34ZM33 165V167L35 168V166ZM54 165V164H53ZM87 165V164H86ZM182 165V164H181ZM232 165V164H231ZM259 165V164H258ZM4 166V165H3ZM24 166H25V164H24ZM43 166V165H42ZM41 166V167H42ZM49 166V165H48ZM60 166H63V165H60ZM74 166V165H73ZM72 166V167H73ZM82 166H84V165H82ZM91 166H92V164H91ZM202 166V165H201ZM233 166V165H232ZM261 166H262V164H261ZM260 166V167H261ZM38 168H39V166H37ZM64 167V166H63ZM69 167H71V166H69ZM77 167V166H76ZM93 167H96V166H93ZM101 167V166H100ZM108 167H110L109 165H108ZM190 167V166H189ZM194 167V166H193ZM247 167V166H246ZM250 166H248V168H249ZM257 167V166H256ZM264 167V166H263ZM263 167H261L262 169H263ZM9 168V167H8ZM13 168V167H12ZM27 168H29V167H27ZM52 168H54V167H52ZM79 168V167H78ZM92 168V167H91ZM104 169L106 168V167H103ZM166 168V167H165ZM178 168V167H177ZM195 168V167H194ZM244 168V167H243ZM257 168H259V167H257ZM1 169H3V168H1ZM6 169H7V167H6ZM31 169V168H30ZM41 171H42V169L41 168H39ZM38 169V170H39ZM45 169V168H44ZM68 169V168H67ZM67 169H64V168H59L58 167V171L60 172L59 174L58 173H56V170H55V172H54V174H58V176L56 175V177L52 174V172L54 171H50V174H49V176H48V181H45L46 183H45V185L43 184H41V186H42V188L43 189H45V191L46 192H48V193H50V192H52V193H57V194H62L63 192H65V191H63V189L60 187L61 186V184H62V182H61V179H60V175H61V172H62V174L63 173H67ZM85 169V168H84ZM88 169V168H87ZM93 169V168H92ZM185 169H187V168H185ZM188 169H190V168H188ZM209 169V168H208ZM246 169V168H245ZM245 169H243L242 170V172L244 171V173H245ZM254 169V171L253 172H256V170H255V168H253ZM260 169V168H259ZM259 169H257V172H259L258 170ZM50 169L49 168H47V171H49ZM71 170V169H70ZM74 170V169H73ZM181 170V169H180ZM206 170V169H205ZM18 171V170H17ZM20 171V170H19ZM37 171V170H36ZM45 171V170H44ZM76 171V170H75ZM82 171V170H81ZM86 171V170H85ZM91 171V170H90ZM99 171V170H98ZM108 171V170H107ZM191 171V170H190ZM211 171V170H210ZM224 171V170H223ZM16 172V171H15ZM30 172V171H29ZM68 172H71V171H69L68 170ZM94 171H92V173H93ZM175 172V171H174ZM187 172V171H186ZM192 172V171H191ZM202 172V171H201ZM225 172V171H224ZM238 173L240 172V171H237ZM236 172V175L238 174ZM242 172H241V174H242ZM252 172V173H253ZM263 172V171H262ZM261 172V173H262ZM2 173V172H1ZM0 173V174H1ZM11 173H12V170H11ZM17 173H19V172H17ZM16 173V174H17ZM20 173H24V172H20ZM27 173V172H26ZM26 173H24V174H26ZM31 173V172H30ZM35 173H37V172H35ZM90 173V172H89ZM211 173V172H210ZM213 173V172H212ZM233 173V171L231 172V174ZM260 173V172H259ZM259 173H257V174H259ZM260 173V174H261ZM72 174V173H71ZM75 174V173H74ZM79 174V173H78ZM183 174V173H182ZM215 174V173H214ZM240 174V173H239ZM246 174V173H245ZM263 174V173H262ZM3 175V174H2ZM6 175V174H5ZM33 175V174H32ZM46 175V174H45ZM88 175V174H87ZM91 175V174H90ZM152 175V174H151ZM172 175H174V174H172ZM171 175V176H172ZM187 175H190V174H187ZM191 175H192V173H191ZM203 175V174H202ZM253 176H254V173L252 174ZM7 176V175H6ZM9 176V175H8ZM40 176H42V175H40ZM64 176V175H63ZM62 176V177H63ZM77 176V175H76ZM85 176H86V174H85ZM89 176V175H88ZM108 176V175H107ZM133 176V175H132ZM146 176V175H145ZM176 176V175H175ZM178 176V175H177ZM194 176V175H193ZM205 176V175H204ZM240 176V175H239ZM260 176V175H259ZM12 177V176H11ZM17 177H18V175H17ZM23 177V176H22ZM21 177V178H22ZM32 177V176H31ZM39 177V176H38ZM69 177V176H68ZM79 177V176H78ZM163 177V176H162ZM185 177V176H184ZM236 177H238V176H236ZM235 177V178H236ZM262 177H264V176H262ZM27 178V177H26ZM36 178V177H35ZM42 178V177H41ZM51 178V179H50ZM54 178H56V179H54ZM81 178V177H80ZM101 178V177H100ZM108 178V177H107ZM125 178V177H124ZM152 178V177H151ZM164 178H166V177H164ZM175 178V177H174ZM248 178V177H247ZM256 178V177H255ZM260 178V177H259ZM34 178L32 177V180H33ZM50 179V180H49ZM66 179V178H65ZM64 179V180H65ZM68 179H70V178H68ZM88 179V178H87ZM86 179V180H87ZM149 179V178H148ZM252 179V178H251ZM261 179V178H260ZM28 180V179H27ZM37 180V179H36ZM44 180H45V178H44ZM90 180V179H89ZM105 180V179H104ZM112 180V179H111ZM120 180V179H119ZM165 180V179H164ZM177 180V179H176ZM187 180V179H186ZM236 180H238L237 178H236ZM240 181H241V178L239 179ZM242 180H244V179H242ZM258 180V179H257ZM264 180V179H263ZM82 181H83V179H82ZM101 181V180H100ZM127 181H129V180H127ZM148 181V180H147ZM171 181V180H170ZM190 181V180H189ZM246 181H247V179H246ZM245 181V182H246ZM24 182V181H23ZM30 182H31V180H30ZM37 182H39V181H37ZM65 182V181H64ZM93 182H94V179H93ZM113 182H115V181H113ZM124 182V181H123ZM144 181H142V183H143ZM163 182V181H162ZM165 182V181H164ZM175 182V181H174ZM259 182H261V180L259 181ZM263 183H264V181H262ZM6 183V182H5ZM8 183V182H7ZM103 183V182H102ZM169 183V182H168ZM190 183V182H189ZM240 183V182H239ZM72 184V183H71ZM78 184V183H77ZM83 184H84V182H83ZM89 184V183H88ZM108 184V183H107ZM110 184V183H109ZM116 183H114V185H115ZM127 184V183H126ZM175 184V183H174ZM193 184H195V183H193ZM256 184H258V182L256 183ZM13 185V184H12ZM67 186H68V184H66ZM65 185V186H66ZM104 185H105V183H104ZM110 185H112V184H110ZM118 185V184H117ZM131 185V184H130ZM170 185V184H169ZM173 185V184H172ZM252 185V184H251ZM2 186V185H1ZM7 186H8V184H7ZM28 186H30L31 187V185H28ZM35 186V185H34ZM65 186H63V188H66ZM78 186V185H77ZM85 186V185H84ZM89 186V185H88ZM90 186H91V184H90ZM113 186V185H112ZM132 186V185H131ZM136 186V185H135ZM138 186V185H137ZM142 186V185H141ZM37 187V186H36ZM93 187H96V186H93ZM108 187V186H107ZM120 187V186H119ZM123 187H125V186H123ZM130 187V186H129ZM139 187V186H138ZM149 187V186H148ZM152 187V186H151ZM264 187V186H263ZM68 188V187H67ZM111 188V187H110ZM135 188V187H134ZM137 188V187H136ZM135 188V189H136ZM169 189L167 190V187L165 188V187H161V186H156V187H154V189L151 191L152 193H149L150 194V198H153V199H149V201L152 203L151 204V207L155 210L154 212H156L157 214H164V215H168L169 216V218H171L172 220H173V222L174 223H177V225L178 224H180V225H178V229H179V227H181V226H185L190 220V218L191 217H193L194 215H192V213L191 212H189L188 210H193V209H195L196 207H195V205L196 204H194V203H200V202H202V203H206L207 201H211V202H213V203H216V207H219L218 209H219V211L221 212H227V213H231L230 215H227L226 217H227V221H228V224L229 223H231V224H233V226H234V230L235 231H232V229H231V232H234V234H236L237 235V237L238 236H240V237H238V238H243L244 240L246 239V235H247V229H248V226H247V223H246V220L244 219L243 220V217H242V212L244 213V211H239V209H234V210H232L233 208H228V207H226V208H228V210L226 209L225 210V206L226 205H228L229 206V204H230V202L232 201V199H234L233 201H235V197H236V194L234 193V192H232V191H229V190H227V189H225V188H223V187H219V186H215V185H212V184H209V183H207V184H205V185H196V186H191V185H181V184H175L173 187H168ZM241 188V187H240ZM252 188V187H251ZM24 189H25V187H24ZM37 190H38V188H36ZM41 189V188H40ZM39 189V190H40ZM69 189V188H68ZM71 189V188H70ZM77 189H78V191L81 193H83V192H85L84 194V197H87V199L85 198V199H73L72 201L75 203H73V205H77L78 206V209L79 210H76L75 212H73L72 210H71V208L69 207V206H73L72 205V203L70 202V200L69 199H55V202H52V200L53 199H42V207L41 206H38V207H41V208H38V210H37V214L36 215H34L33 213L34 212H28L27 214H26V216H25V218H24V223H25V225H28V226H26L27 227V229H31V230H34L36 227H37V223H39L40 224V234H41V239H39V241L37 242V245L36 246H34V248H30V250L32 249V252H30V253H32L31 254V256H30V260H29V262H28V264H92V263H87V262H85V263H81L80 261L78 262V261H76L75 262V259H76V256H77V253H76V250H66V249H63L64 247H62L61 245H60V243L57 241L56 242V240L54 241V242H52V244H51V242H49V240H46V238H45V235H49L50 233H53V234H55V233H59V232H63V233H65V234H67L68 233V231H71V233H79V231H80V226H82L83 224H85L86 223V221H88L87 223L88 224H90V223H92L93 221H95V220H99V219H106V218H110L111 217V213L113 212V211H111V210H113V208L117 205V204H119V203H121L122 204V200L121 199H119L118 198V196H117V194L116 193H114V192H112L110 189H104V190H102V191H104V192H102V191H98L99 189H97V191L95 190L93 193H88L87 191H85V189H83L82 188V186L80 185V186H78L77 187ZM77 189H76V191H77ZM123 189V188H122ZM28 190V189H27ZM75 190V189H74ZM109 190V191H108ZM126 190H128V189H126ZM241 190H243V189H241ZM240 190V191H241ZM3 191H5V190H3ZM8 191V190H7ZM25 191V190H24ZM44 191V190H43ZM115 191V190H114ZM129 191V190H128ZM163 191H167V193L165 194L166 196H167V198L166 199H164L163 198V196H162V192ZM26 192V191H25ZM28 192V191H27ZM45 192V193H46ZM120 192V191H119ZM243 192H244V190H243ZM0 193H2V192H0ZM28 193H30L31 194V192H28ZM27 193V194H28ZM41 193H43V192H41ZM45 193H43L44 195H45ZM73 193H75V191H73ZM73 193H71V191H69V194H73ZM131 193V192H130ZM165 193V192H164ZM34 194V193H33ZM32 194V195H33ZM36 194V193H35ZM42 194V195H43ZM123 194V193H122ZM244 194H246V193H244ZM243 194V195H244ZM23 195V194H22ZM29 195V194H28ZM43 195V196H44ZM68 195V194H67ZM164 195V194H163ZM16 196V195H15ZM70 196V195H69ZM73 196V195H72ZM248 196V195H247ZM6 197V196H5ZM25 197H27V196H25ZM29 197H32V196H28L27 198H29ZM46 197V196H45ZM51 197V196H50ZM53 197V196H52ZM57 197V196H56ZM64 197V196H63ZM256 197V196H255ZM262 197V196H261ZM1 198V197H0ZM10 198V197H9ZM49 198V197H48ZM71 198V197H70ZM117 198V199H116ZM124 198V197H123ZM250 198V197H249ZM12 199H14V198H12ZM29 199H31V198H29ZM33 199H34V197H33ZM36 199H37V201H38V198L36 197ZM40 199V198H39ZM134 199H135V197H134ZM185 199H191V201H192V199H194V201H193V204H190L189 202H187V203H189L188 205H185ZM204 199H205V201H204ZM245 199V198H244ZM255 199V198H254ZM11 200V199H10ZM9 200V201H10ZM20 200V199H19ZM41 200V199H40ZM124 200V199H123ZM129 200V199H128ZM132 200H133V197H132ZM136 200H137V198H136ZM142 200V199H141ZM207 200V201H206ZM4 201V200H3ZM12 201V200H11ZM36 201V200H35ZM139 201H140V199H139ZM232 201V202H233ZM255 201V200H254ZM34 202V201H33ZM231 202V203H232ZM246 202V201H245ZM249 202V201H248ZM260 202V201H259ZM1 203V202H0ZM11 203V202H10ZM9 203V204H10ZM51 203H54V205L53 206H51L53 209H52V211H50L49 210V208H47L48 206H50L51 205ZM68 203V204H67ZM136 203H137V201H136ZM164 203V204H163ZM184 204L186 207H184V205H181V204ZM241 203V202H240ZM12 204V203H11ZM17 204H19L20 205V203H17ZM16 204V205H17ZM69 204H71V205H69ZM128 203H126V205H127ZM141 204V203H140ZM210 204V203H209ZM238 204H239V202H238ZM238 204H236V205H238ZM244 204V203H243ZM3 205V204H2ZM15 205V206H16ZM23 205V204H22ZM205 206H206V204H204ZM254 205V204H253ZM255 205H257V204H255ZM10 206H12V205H10ZM14 206V207H15ZM34 206V205H33ZM36 206V205H35ZM139 206V205H138ZM148 206V205H147ZM188 206V207H187ZM197 206V205H196ZM260 205H258V207H259ZM17 207V206H16ZM15 207V208H16ZM84 207H86V208H90V212H88L87 210H86V208L84 209ZM130 207V206H129ZM195 207V208H194ZM207 207H209V206H207ZM211 207V206H210ZM240 207V206H239ZM241 207H242V204H241ZM245 207V206H244ZM248 207V206H247ZM250 207V206H249ZM249 207L247 208V209H249ZM252 207V206H251ZM20 208L22 209V207L20 206ZM24 208H25V206H24ZM181 208H183V209H181ZM246 208V207H245ZM255 208V207H254ZM10 209V208H9ZM20 209V210H21ZM92 209H93V211H92ZM217 208H215V210H216ZM13 210H15V209H13ZM18 210V209H17ZM16 210V211H17ZM25 210V209H24ZM183 210V211H182ZM196 210V209H195ZM195 210H193V211H195ZM210 210V209H209ZM232 210V211H231ZM241 210H243V209H241ZM257 210H259V209H257ZM260 210H262V209H260ZM123 211V213H124V210H122ZM126 211H127V209H126ZM202 211H204V210H202ZM247 211V210H246ZM20 212V211H19ZM23 213H24V211H22ZM128 212V211H127ZM144 212V211H143ZM195 212H197V211H195ZM199 212V211H198ZM197 212V213H198ZM253 212V211H252ZM251 211H250V213L251 214H253ZM22 213V214H23ZM73 213V214H72ZM114 213V212H113ZM166 213V214H165ZM211 213V212H210ZM247 213H249V212H247ZM249 213V214H250ZM10 214V213H9ZM9 214H0V225H1V223H4V222H8V220L10 219V216H9ZM119 214H121V213H119ZM118 214V215H119ZM198 214H200V212L198 213ZM248 214V215H249ZM259 214V213H258ZM12 215V214H11ZM126 215V214H125ZM245 215V213L243 214V216ZM256 215V214H255ZM138 216V215H137ZM197 216V215H196ZM199 216V215H198ZM246 216V215H245ZM250 216V215H249ZM12 217V216H11ZM21 217L23 218V216L21 215ZM120 217H121V215H120ZM130 217V216H129ZM229 217L231 218V217H233V218H231V219H229ZM242 217V218H241ZM247 217V216H246ZM122 218V217H121ZM120 218V220H122ZM166 218V217H165ZM194 218H197V217H194ZM209 218H211V219H214V218H216V215L215 214H213V215H210V217ZM220 218V217H219ZM241 218V219H240ZM261 218V217H260ZM15 219V218H14ZM193 219V218H192ZM221 219V218H220ZM226 219V218H225ZM253 219H256V218H254L253 217ZM67 220H72V222H71V225H70V223H69V225L70 226H67V224L66 223H68L67 222ZM90 220V221H89ZM134 220V219H133ZM132 220V221H133ZM250 220H252V219H250ZM36 221H37V223H36ZM125 221V220H124ZM123 221V222H124ZM128 221V220H127ZM164 221V220H163ZM165 221H167V220H165ZM201 221H203V220H201ZM254 221V220H253ZM252 221V222H253ZM258 221H259V219H258ZM262 221H264V220H262ZM11 222V221H10ZM22 222V221H21ZM191 222V221H190ZM195 222V221H194ZM205 222H207L206 220H205ZM247 222H248V220H247ZM260 222V221H259ZM94 223V222H93ZM120 223V222H119ZM137 223H140V222H137ZM142 223V222H141ZM168 223H171V222H169L168 221ZM173 223V224H174ZM203 223V222H202ZM262 223V222H261ZM15 224H17V223H15ZM19 224V223H18ZM38 224V225H39ZM95 224V223H94ZM115 224V223H114ZM204 224V223H203ZM209 224V223H208ZM258 224V223H257ZM263 224V223H262ZM262 224H260V225H262ZM92 225V224H91ZM166 225V224H165ZM202 225V224H201ZM252 225V224H251ZM3 226V225H2ZM18 226V225H17ZM22 226V225H21ZM109 226H111V225H109ZM119 226V225H118ZM121 226V225H120ZM128 226L130 227V224H128ZM188 226V225H187ZM210 226V225H209ZM8 227V226H7ZM13 227V226H12ZM88 227V226H87ZM105 227V226H104ZM103 227V228H104ZM163 227H164V225H163ZM166 227V226H165ZM170 228H171V226H169ZM190 227H191V225H190ZM197 227V226H196ZM195 227V228H196ZM261 227V226H260ZM10 228V227H9ZM90 228V227H89ZM95 228V227H94ZM203 228H204V225H203ZM207 228H208V226H207ZM214 228V227H213ZM225 228H228V226H226ZM37 229V228H36ZM106 229V228H105ZM116 229V228H115ZM12 230V229H11ZM38 230V229H37ZM111 230V229H110ZM130 230V229H129ZM209 230V229H208ZM211 230V229H210ZM249 230H251V229H249ZM257 230V229H256ZM256 230H254V231H256ZM5 231V230H4ZM13 231V230H12ZM22 231V230H21ZM20 231V232H21ZM123 231V230H122ZM165 231V230H164ZM168 231V230H167ZM169 231H175L174 230V228H173V230H169ZM177 231V230H176ZM207 231V230H206ZM38 232V231H37ZM83 232V231H82ZM110 232H112V231H110ZM146 232V231H145ZM178 233H179V231H177ZM231 232H228L227 231V234H230ZM7 233H9L8 232V229H7ZM17 233V232H16ZM21 233H23V232H21ZM28 233V232H27ZM33 233H36V232H33ZM89 233V232H88ZM165 233V232H164ZM10 234V233H9ZM32 234V233H31ZM121 234V233H120ZM124 234V233H123ZM122 234V235H123ZM125 234H127V233H125ZM124 234V235H125ZM163 234V233H162ZM181 234V233H180ZM210 234V233H209ZM250 234V233H249ZM251 234H252V231H251ZM256 234V233H255ZM70 235V234H69ZM85 235V234H84ZM89 235V234H88ZM165 235V234H164ZM187 235V234H186ZM208 235V234H207ZM21 236V235H20ZM24 236V235H23ZM26 236V235H25ZM31 236V235H30ZM35 236V235H34ZM37 236V235H36ZM35 236V237H36ZM121 236V235H120ZM119 236V237H120ZM177 236V235H176ZM178 236H179V234H178ZM187 236H189L190 237V235H187ZM210 236V235H209ZM214 236V235H213ZM255 236V235H254ZM9 237V236H8ZM28 237V236H27ZM38 238H40V236H37ZM68 237V236H67ZM72 237V236H71ZM129 237V236H128ZM160 237V236H159ZM170 237V236H169ZM174 237V236H173ZM207 237V236H206ZM26 238V237H25ZM33 238V237H32ZM83 238H85V237H83ZM102 238V237H101ZM122 238V237H121ZM193 238V237H192ZM221 238V237H220ZM235 238H236V236H235ZM237 238V239H238ZM248 238V237H247ZM10 239H12V238H10ZM23 239H24V237H23ZM30 239V238H29ZM105 239V238H104ZM116 239V238H115ZM131 239H132V237H131ZM163 239V238H162ZM173 239V238H172ZM185 239H186V237H185ZM229 239V238H228ZM19 240V239H18ZM22 240V239H21ZM70 240H71V238H70ZM69 240V241H70ZM83 240V239H82ZM181 240V239H180ZM235 240V239H234ZM247 240V239H246ZM12 241H13V239H12ZM25 241H27V240H25ZM30 241V240H29ZM33 241H34V239H33ZM75 241V240H74ZM113 241V240H112ZM123 241V240H122ZM130 241V240H129ZM128 241V242H129ZM165 241V240H164ZM188 241V240H187ZM190 241V240H189ZM192 241V240H191ZM205 241V240H204ZM221 241H222V238H221ZM228 241V240H227ZM9 242V241H8ZM15 242V241H14ZM22 242V241H21ZM35 242V241H34ZM111 242V241H110ZM131 242V241H130ZM129 242V243H130ZM172 242H173V240H172ZM183 242V241H182ZM212 242V241H211ZM16 243V242H15ZM27 243V242H26ZM33 243V242H32ZM119 243V242H118ZM165 243V242H164ZM175 243H176V241H175ZM174 243V244H175ZM180 243V242H179ZM218 243H219V241H218ZM248 243V242H247ZM103 244V243H102ZM147 244H148V242H147ZM166 244V243H165ZM172 244V243H171ZM177 244V243H176ZM182 244V243H181ZM181 244H180V246H181ZM185 244V243H184ZM188 244V243H187ZM186 244V245H187ZM214 244V243H213ZM220 244V243H219ZM224 244V243H223ZM228 244V245H227ZM250 244V243H249ZM255 245H254V255H255V257H253V258H255V259H253L254 260V263L253 264H264V227H262V228H260V230L258 231V233H257V238H256V240H255V243H254ZM20 245V244H19ZM27 245H29V244H27ZM116 245V244H115ZM168 245H169V243H168ZM202 245V244H201ZM241 245V244H240ZM9 246V245H8ZM15 246V245H14ZM26 246V245H25ZM25 246L23 247V248H25ZM109 246V245H108ZM118 246V245H117ZM129 246V245H128ZM164 246V245H163ZM178 246V245H177ZM176 246V247H177ZM183 246V245H182ZM226 246H227V248H225V249H227V251L225 250L224 252H226V254L227 255H229V257H230V255H232V251H233V249L230 247V244L229 243H226ZM2 247V246H1ZM10 247H11V245H10ZM13 247V246H12ZM11 247V248H12ZM110 247V246H109ZM112 247V246H111ZM113 247H115L114 245H113ZM112 247V248H113ZM126 247V246H125ZM133 247V246H132ZM139 247V246H138ZM158 247H159V245H158ZM172 247V246H171ZM179 247V246H178ZM183 247H185V246H183ZM183 247H181V248H176V249H168L166 252V257L167 258H169V260H170V262H168L169 264H195V262L193 261H190L189 262V260H187V258H188V255H189V251L188 250H186L185 248L183 249ZM215 247V246H214ZM11 248L9 249V250H11ZM27 248H29V247H27ZM68 248V247H67ZM106 248V247H105ZM116 248V247H115ZM173 248H175V247H173ZM16 249V248H15ZM119 249V248H118ZM130 249V248H129ZM141 249V248H140ZM166 249V248H165ZM203 249V248H202ZM249 249V248H248ZM23 251H24V249H22ZM116 250V249H115ZM141 250H143V249H141ZM152 250H153V248H152ZM164 250V249H163ZM203 250H205V247H204V249ZM217 250V249H216ZM224 250V249H223ZM251 250V249H250ZM249 250V251H250ZM3 251V250H2ZM13 251V250H12ZM102 251H104V250H102ZM157 251H158V249H157ZM219 251V250H218ZM230 251L232 252L231 254H230ZM243 251V250H242ZM247 251V250H246ZM248 251V255H249V252ZM9 252V251H8ZM11 252V251H10ZM21 252V251H20ZM114 252V251H113ZM126 252V251H125ZM139 252V251H138ZM145 251H143V253H144ZM156 252V251H155ZM195 252V251H194ZM104 253V252H103ZM106 253V252H105ZM127 253V252H126ZM131 253H133V252H131ZM154 253V252H153ZM157 253V252H156ZM207 253V252H206ZM2 254H4V253H2ZM6 254V253H5ZM134 254V253H133ZM142 254V253H141ZM164 254H165V252H164ZM205 254V253H204ZM214 254V253H213ZM226 254H224V256L226 255ZM19 255H20V253H19ZM24 255H25V251H24ZM104 255V254H103ZM106 255H107V253H106ZM129 255H131V254H129ZM135 255H137L136 253H135ZM152 256H153V254H151ZM155 255H157V254H155ZM161 255V254H160ZM208 255V254H207ZM217 255H218V253H217ZM221 255V254H220ZM1 256V255H0ZM4 256V255H3ZM6 256V255H5ZM164 256V255H163ZM211 256V255H210ZM215 256V255H214ZM246 256V255H245ZM18 256H16V258H17ZM105 257V256H104ZM107 257V256H106ZM111 257V256H110ZM132 257V259H133V256H131ZM130 257V258H131ZM192 257V256H191ZM227 257V256H226ZM248 257V256H247ZM1 258V257H0ZM15 258V259H16ZM23 258V257H22ZM27 258V257H26ZM138 258V257H137ZM141 258V257H140ZM156 258V257H155ZM163 258V257H162ZM193 258V257H192ZM216 258V257H215ZM244 258H246V257H244ZM18 259V258H17ZM17 259H16V261H17ZM21 259V258H20ZM28 259V258H27ZM159 259H160V257H159ZM158 259V260H159ZM190 259V258H189ZM209 259H210V257H209ZM219 259H221V256H220V258ZM232 259V258H231ZM242 259V258H241ZM5 260V259H4ZM139 259H137V261H138ZM141 260V259H140ZM213 260V259H212ZM217 260V259H216ZM233 260V259H232ZM249 260V259H248ZM23 261V260H22ZM21 261V262H22ZM165 261H167V259H165ZM215 261V260H214ZM240 261V260H239ZM6 262V261H5ZM140 262V261H139ZM145 262H147V261H145ZM155 262H156V260H155ZM228 262V261H227ZM226 262V263H227ZM234 262V261H233ZM236 262V261H235ZM242 262V261H241ZM130 263H132V262H130ZM157 263V262H156ZM155 263V264H156ZM220 263V262H219ZM218 263V264H219ZM226 263H224V260H222L221 261V263L220 264H226ZM244 263V262H243ZM21 264V263H20ZM26 264V263H25ZM128 264V263H127ZM208 264V263H207ZM212 264V263H211ZM227 264H230V263H227ZM231 264H232V262H231ZM241 264V263H240ZM244 264H246V263H244ZM250 264H252V263H250Z\"/></svg>",
  "mask_w": 264,
  "mask_h": 264
}]
</instances>
